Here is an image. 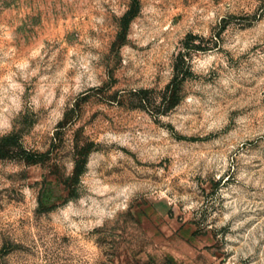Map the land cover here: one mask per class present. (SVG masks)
<instances>
[{
	"label": "rangeland",
	"instance_id": "1",
	"mask_svg": "<svg viewBox=\"0 0 264 264\" xmlns=\"http://www.w3.org/2000/svg\"><path fill=\"white\" fill-rule=\"evenodd\" d=\"M0 150V264H264V0H0Z\"/></svg>",
	"mask_w": 264,
	"mask_h": 264
},
{
	"label": "trees",
	"instance_id": "2",
	"mask_svg": "<svg viewBox=\"0 0 264 264\" xmlns=\"http://www.w3.org/2000/svg\"><path fill=\"white\" fill-rule=\"evenodd\" d=\"M129 15L130 13H127V17ZM194 48H197V46H195ZM178 78H179V73H177V76L175 77V79L167 86V92H166L165 99H166L167 104H169V106L176 104L179 100L178 90H179L180 82L178 81L179 80ZM1 151L2 150H0V157L4 155Z\"/></svg>",
	"mask_w": 264,
	"mask_h": 264
}]
</instances>
